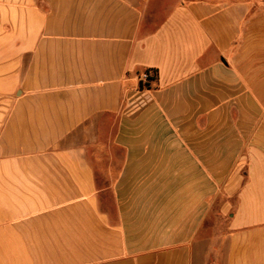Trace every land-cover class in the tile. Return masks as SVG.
Returning <instances> with one entry per match:
<instances>
[{"label": "crops", "instance_id": "crops-1", "mask_svg": "<svg viewBox=\"0 0 264 264\" xmlns=\"http://www.w3.org/2000/svg\"><path fill=\"white\" fill-rule=\"evenodd\" d=\"M0 264H264V0H0Z\"/></svg>", "mask_w": 264, "mask_h": 264}, {"label": "trees", "instance_id": "trees-1", "mask_svg": "<svg viewBox=\"0 0 264 264\" xmlns=\"http://www.w3.org/2000/svg\"><path fill=\"white\" fill-rule=\"evenodd\" d=\"M143 72L148 73V78L147 80L142 83H139V90H143V89H151V87L154 85L155 81L157 80V71L155 69H146Z\"/></svg>", "mask_w": 264, "mask_h": 264}, {"label": "rangeland", "instance_id": "rangeland-1", "mask_svg": "<svg viewBox=\"0 0 264 264\" xmlns=\"http://www.w3.org/2000/svg\"><path fill=\"white\" fill-rule=\"evenodd\" d=\"M226 219L227 217H223L221 219H216V224H215V232H221V233H226ZM214 241H209L208 245H207V249L209 251V249L211 248V246L214 245Z\"/></svg>", "mask_w": 264, "mask_h": 264}, {"label": "built area", "instance_id": "built-area-1", "mask_svg": "<svg viewBox=\"0 0 264 264\" xmlns=\"http://www.w3.org/2000/svg\"><path fill=\"white\" fill-rule=\"evenodd\" d=\"M148 75H149V74L146 73V72L142 73L141 76H140V81H141L142 83H144V82L147 80Z\"/></svg>", "mask_w": 264, "mask_h": 264}]
</instances>
